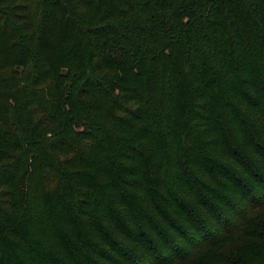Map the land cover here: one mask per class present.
<instances>
[{"label":"trees","instance_id":"1","mask_svg":"<svg viewBox=\"0 0 264 264\" xmlns=\"http://www.w3.org/2000/svg\"><path fill=\"white\" fill-rule=\"evenodd\" d=\"M0 264H264V0H0Z\"/></svg>","mask_w":264,"mask_h":264},{"label":"rangeland","instance_id":"2","mask_svg":"<svg viewBox=\"0 0 264 264\" xmlns=\"http://www.w3.org/2000/svg\"><path fill=\"white\" fill-rule=\"evenodd\" d=\"M232 243H234V239H233V238L230 239V240H228V242H227V246H230Z\"/></svg>","mask_w":264,"mask_h":264}]
</instances>
